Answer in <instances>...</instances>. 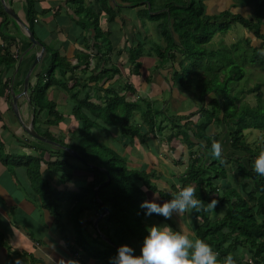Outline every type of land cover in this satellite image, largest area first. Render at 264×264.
<instances>
[{"label":"trees","instance_id":"16d2710c","mask_svg":"<svg viewBox=\"0 0 264 264\" xmlns=\"http://www.w3.org/2000/svg\"><path fill=\"white\" fill-rule=\"evenodd\" d=\"M24 1L25 25L45 49L41 56L44 67L36 74L34 85L28 80L25 93V99L33 108L32 128L60 147L44 144L26 133L24 137L46 146L51 156L54 153L51 150L58 152L55 161L47 163V169L60 172L61 180L67 182L72 178L73 167L68 160L75 157L69 151L77 154L79 158L75 159L92 176L76 194L59 192L48 181L41 179L40 156L35 152L34 157H24L27 173L42 192L43 203L55 218L57 226L62 214L61 204L65 200L75 203L71 211L73 217L93 209L100 214L102 204L107 214L101 219V225L97 226V234L91 244L95 245L98 251L95 256L103 264H264V89H261L264 82L255 84L250 90L236 87L237 91L233 93L229 87L232 84L230 80L232 77H243L241 70L233 67L222 81L220 96L216 95L208 107L204 105V98L199 97L201 104L196 111L172 119V128L189 141L190 151L195 144L190 142L189 133L198 140L201 152V157L194 158L190 152L192 158L187 172L179 181L178 187L187 193L185 201L178 198L177 190L174 198L159 193L161 198L169 199L175 206L183 203L188 206L192 235L188 236L189 246H185L179 242L180 232L171 220L146 203L143 189L157 192L148 175L128 169L125 157L96 138L98 132L109 136L105 126L118 132L117 141L123 148L130 146L134 138L145 141L150 134L160 131L158 118L163 112L157 101L136 98L128 80H119V70L111 60V49L104 46L109 34L100 29V12L87 7L85 0H70L73 4L72 15L83 20L85 25L82 28L89 31V36L80 38L84 42L85 53L76 55L71 62L58 50L47 47L37 36V1ZM254 1L250 19L233 14L229 10L232 6L219 15H210L207 11L212 0H114L112 5H109V0H97V4L106 13L109 22H113L123 9L142 7L149 20L157 23L156 30H159L166 44L165 47L157 43L152 46L159 66L163 67L166 61L174 62L177 56H183L184 61L179 63L180 71L173 73L172 81L175 85L180 83L187 90L188 81L183 76L188 71L187 60L197 63L195 76L203 70L213 76L211 66L214 59L226 67L234 64L231 61L238 58L241 60L238 63L244 66L245 62L242 61L246 60L247 55L252 53L254 58L258 52L264 51V0ZM0 16L2 31L9 24V17L2 9ZM221 18L225 20L219 22ZM232 23L241 24L248 32L252 30L258 44L252 47L250 39H247L245 44L248 49L243 50V55L229 60L223 54L227 51L225 48L209 46L214 35L226 33ZM173 34L178 36V42L174 41ZM12 43L18 44L17 40L11 39L8 45ZM29 45H32L31 42ZM143 47L139 44L128 50L134 75L139 74V59L146 52ZM236 47L228 51H236ZM11 50L10 46L0 54V65L17 62L11 57ZM146 54L152 55L151 52ZM94 57L98 62L91 69ZM86 73L88 75L83 78ZM247 82L248 79L244 80V83ZM209 84L203 89V96L216 94L211 90L214 82L209 81ZM52 88L66 94L70 108H73L71 116L79 125L71 132L68 143H64V138L59 141L37 126L43 115L47 126L57 125L63 120L55 104L48 99V92ZM248 94L254 99L253 106L245 100ZM136 112L142 113V124L139 126L132 122ZM182 120L185 123L180 125ZM245 130L258 131L263 136L262 142L249 143ZM221 137L228 144L225 152L219 147ZM214 139H217L216 144ZM227 150H230L228 155L225 154ZM221 158L225 159V163ZM107 178L109 182L105 183ZM137 182L144 187H138ZM243 185L247 186L246 196L241 189ZM152 218L166 223L172 229L171 235L165 237L150 231L145 219L149 222ZM102 235L113 245L103 240ZM205 252L212 255L205 256Z\"/></svg>","mask_w":264,"mask_h":264},{"label":"crops","instance_id":"0c3cea01","mask_svg":"<svg viewBox=\"0 0 264 264\" xmlns=\"http://www.w3.org/2000/svg\"><path fill=\"white\" fill-rule=\"evenodd\" d=\"M36 1L38 14L35 31L43 43L50 49L58 50L71 62L74 61L76 55L85 53L84 42L80 38L89 36V31L82 28L85 25L83 20L76 19L72 15L73 4L70 0ZM113 1L109 0V5H112ZM2 2L14 12L22 23L27 25L24 0H0V9L4 10ZM254 2V0H212L207 13L219 15L232 6V9L229 10L233 14L249 17ZM85 4L95 12H100V29L103 33L109 34L104 46L111 49V60L119 70V80L121 82L128 80V84L130 83L134 88L136 98L140 97L144 101H157L159 107H162V111L167 113L170 108L173 109L170 110L171 116L167 119L158 118V122H161L160 131L154 135L150 134L145 141L134 138L130 146L123 148L117 141L118 132L114 128L105 126L109 136L98 132L96 138L100 143L125 157L128 169L142 171L148 175L150 183L157 192L143 189L146 192V203L162 212L168 219L172 217L173 221L170 219L171 222L180 232L179 242L189 246L188 236L192 233L185 234L183 231L184 227H188L187 229L190 231L187 204L175 206L169 199L159 196V193H168L174 198L175 191L180 189L181 176L187 172L192 156L193 158L201 157L198 140L193 139L189 133L190 142L195 144L190 151L189 141L177 134V130L171 126L173 114H175L174 117L189 115L198 108L195 105L197 101L191 102L190 108L183 107L192 94H188L180 83L175 85L172 81L173 73L180 71L179 63L184 61V58L177 56L174 62L168 60L163 67L159 66L157 56L152 50L151 40L156 38L157 44L161 47H165L166 44L159 30H156L157 23L149 20L142 7L123 9L119 11L113 22H109L106 13L99 9L97 0H85ZM7 16L9 24L0 31V54L10 47L8 45L10 40L15 39L21 50V58L12 65H0V264H103L95 256L98 253L95 245H92L85 237L78 238L77 233L78 231L86 232V237L92 240L96 236L95 231H97L94 229L101 225V219L105 215L98 218L100 214L93 209L85 210L79 216L73 217L71 211L75 203L65 200L61 204L62 214L57 226L55 218L43 203L42 192L30 179L27 168L23 164L26 156L34 157L36 152L41 158V179L48 181L52 188L59 192L76 194L81 186L84 187L85 182L92 178L91 174L83 170L80 162L75 158H69L68 162L73 167L72 178L67 182L61 180L60 172L47 169V163L55 161V157L59 155L58 152L51 150L54 152L51 156L50 150L48 151L46 146L24 137L25 127L32 126L33 108L25 99L23 83L40 47L29 45L24 28L10 15L7 14ZM1 20L0 16V23ZM224 20L221 18L219 22ZM234 25V23L230 25L227 33L231 32ZM245 32L246 36L250 35L251 46L256 47L252 44L253 35L246 29ZM173 38L175 42H178L176 34H173ZM219 40L217 37L216 42L218 44L220 42L224 46ZM139 44L144 45L143 49L146 52H143L139 59L141 64L139 74L134 75L128 50ZM213 48L217 49L218 46H213ZM103 49L105 48L103 47ZM147 52H151L152 55H147ZM97 62V58L94 57L90 68H94ZM218 63L220 62L218 61ZM220 65L212 66L215 67L214 74L219 77L218 80L224 81L226 77H222L223 72ZM43 67L44 60L40 59L32 70L33 74L31 72L29 77L32 85L36 83V74L40 73ZM87 75L88 73L84 74L83 78ZM13 95L17 97L15 110L12 102ZM200 97L204 98V105L208 107L215 96L211 93ZM48 99L55 104V109L63 120L57 125L47 126L44 124L45 116L42 114L37 126L48 131L59 141L64 138V143H68L72 135L71 132L79 126L71 116L73 108H70L69 99L65 93L56 88L49 90ZM141 114V112H136L132 119V122L138 126L142 124ZM184 123L185 120H182L179 124ZM143 127L146 129L144 125ZM220 127L222 128V126ZM214 132L215 130L212 133L214 134ZM214 142L216 144L217 139H214ZM219 147L223 152L226 151V147L228 148L227 141L222 137ZM229 151L227 150L225 154L228 155ZM190 152H192V156L189 155ZM57 159L60 160V158ZM136 185L144 187L141 182H137ZM181 207L183 208L180 210ZM184 210L187 215L184 214ZM145 221L150 231L154 229L153 233L165 237L172 233V229L163 221H158L155 218L150 219L149 222L148 219Z\"/></svg>","mask_w":264,"mask_h":264},{"label":"rangeland","instance_id":"374dc122","mask_svg":"<svg viewBox=\"0 0 264 264\" xmlns=\"http://www.w3.org/2000/svg\"><path fill=\"white\" fill-rule=\"evenodd\" d=\"M246 18L250 19L251 17L249 16V17H246ZM234 24H235L234 27L231 29L232 33L231 32L227 33L228 31L225 33L226 35L223 34V33H220V32L216 33V35H214V37H213V39L211 41V46H209V48H212L213 46H215V47L219 46V48H221L222 45L220 44V42H219V44H218V42H216L217 41V37H219V39H220L219 41H222L224 46L227 45L226 47H224V46H222V47H223V49L225 48L224 50H227V51H224L223 54L226 55V57H228L227 59H229V60L235 59L236 56L243 55V50L244 49H248L246 47L245 41L247 40V38L248 39L250 38V35L246 36L245 29H244V27L241 24H239V23H234ZM248 33L252 34L253 31L250 30ZM253 39H254V37H253ZM151 43L153 45H155L157 43L156 38H153L151 40ZM233 43H234V45H233ZM252 44H253V46H255V45L257 46V41L254 39ZM236 45H237V47H236ZM234 46L236 47V51H228V49H231ZM250 46H251V44H250ZM221 55H222V52H221ZM251 58H253L252 57V53L247 55L246 60L242 61V63L245 62L244 66L241 63H238V62H241V60L238 59V58H236L235 60L231 61V62L234 61V64L232 63L233 65L229 64L226 67H224L223 65L221 66L220 65L221 63H218V60H216V59H214L212 61V63L214 64L215 67L217 65H220V68H222V72H223L222 73V77H227V75L229 74V72L232 70L233 67L241 70V73L243 74V77H241V78L232 77V80H230V82H229V83H232L229 87H231L233 89V93H234V91H237L236 87H238L239 89L243 87L244 89L246 88L247 90H250V88L253 87L255 84L256 85L257 84H262L264 82V51H261L260 53L258 52L256 57L253 58V61H252ZM187 61H188V65H189L188 66V71L186 73H184L183 76L185 77V81H188L187 93L188 94H192L191 95L192 97H189V101L187 100V102L184 103L183 107H185V108L189 107L190 108L191 107V102H195V101H197V102H195V105L197 107H199L200 106V101H201V98L199 99V97L202 95V93H199V92L203 91V89L206 86H208V85L210 86L209 81L214 82V84H215V86L211 89L212 91L216 92V94H214V96L215 97H216V95L220 96L219 90L222 88V81L218 80L219 77L216 74L212 76L211 73H209L207 71H204V70L203 71H199L198 76H195L196 75L195 72L198 71V70H195V67H196L197 63L194 62V60H190V59L187 60ZM201 62H202V60L199 59V63H201ZM215 67L211 66V69H215ZM192 72H194V73H192ZM224 72H226V73H224ZM246 79H248L247 84L244 83V80H246ZM209 88L210 87H208V89ZM261 89H264V87L261 88ZM182 91H184V90L182 89ZM194 91H196V93H194ZM251 96H252L251 94H248L245 100L249 101L250 105L253 106L254 99L251 98ZM193 98L195 99L194 101H193ZM170 110H173V109L170 108ZM170 110H169V113L163 111L162 114L160 115V117L161 118L164 117V119L165 118L167 119L169 116H171V114H170L171 111ZM174 116H175V114H173V118H174ZM173 118H171V119H173ZM244 134L246 135L247 141L249 143H252V145L254 144V142H256V143L257 142H262V140H263V136H261L259 134V132L255 131V130H253V131L245 130ZM44 144H46V143L44 142ZM221 159L225 163V159L224 158H221ZM244 162H246V160H244ZM241 189L243 191V195L246 196V194H247V186L243 185V188H241ZM165 195H167V197L171 196V194H168V193L165 194ZM182 208L183 207H181L179 209L181 210ZM184 214L187 215V212L185 210H184ZM170 219L173 221L172 217H170ZM187 228H185V227L183 228L184 233L185 234H191V232ZM95 230L96 229H94V231ZM153 230L154 229H151V231H153ZM86 234H87L86 232L84 233V232L78 231L77 236H78V238L85 237L87 239V241H90V243H91V240L86 237ZM94 234L96 235L97 231H95ZM182 241H185V240H182ZM204 255L205 256L206 255L211 256L212 254H209L208 252H205Z\"/></svg>","mask_w":264,"mask_h":264},{"label":"water","instance_id":"95a60500","mask_svg":"<svg viewBox=\"0 0 264 264\" xmlns=\"http://www.w3.org/2000/svg\"><path fill=\"white\" fill-rule=\"evenodd\" d=\"M1 1H3V0H1ZM1 4H2V6H3L4 11H5L8 15H10L14 20H16V21H17V22H18V23L24 28L25 33H26V35H27V38H28L29 42H31L32 46H39V47H40V51H39V53L37 54V56L35 57L34 62L32 63V65H31V67H30V69H29V72H28V74L25 76V79H24V83H23V94H25V93H26L27 83H28V80H29L30 74H31L33 68L35 67V65L37 64V62L41 59V56L43 55L45 49H44L43 46L40 45V43H39L37 40H35L33 34L29 31V29L27 28V26H26L24 23H22V22L16 17V15L14 14V12H13L12 10H10L7 6H5V5L3 4V2H2ZM16 100H17V97L13 95V97H12V102H13V104H14V110L16 109V107H15ZM25 131H26V133H27L28 135H30L32 138H34V139H36V140H38V141H40V142H42V143L45 142L46 144H49V145H52V146H56V147H57V146L60 147L57 143H55V142H53V141H50V140H47V139H45L44 137L40 136L38 133H36V132L33 130L32 126L25 127ZM69 152H70V154H71L73 157H75L76 159L79 158V157L77 156V154L74 153L73 151H69ZM105 173H106V175H107V172H105ZM108 182H109V178H107V181H106L105 183H108ZM105 183H104V184H105ZM100 205H101V207L103 208V211H102V213H100V215H99L98 218H101V217H103L104 215L107 214V209H106L102 204H100ZM96 223H97V222H96ZM96 223H94V225H96ZM101 238H102L103 240H105L106 242L110 243L111 245H113V243H112L111 241H109V239H107L105 236L102 235ZM115 247H116L117 249H119L117 246H115Z\"/></svg>","mask_w":264,"mask_h":264},{"label":"built area","instance_id":"2783aa9c","mask_svg":"<svg viewBox=\"0 0 264 264\" xmlns=\"http://www.w3.org/2000/svg\"><path fill=\"white\" fill-rule=\"evenodd\" d=\"M17 45H18V44H16V43H14V44L12 43V44L10 45L11 48H12V50H11V57H12L13 59L19 61L20 58H21V52H20V49H18L19 46H17ZM178 194H179V196H181V198H182L183 200H186V199H187V194H186V192H185L184 190L179 189V190H178Z\"/></svg>","mask_w":264,"mask_h":264},{"label":"clouds","instance_id":"9594fccd","mask_svg":"<svg viewBox=\"0 0 264 264\" xmlns=\"http://www.w3.org/2000/svg\"><path fill=\"white\" fill-rule=\"evenodd\" d=\"M179 190V189H178ZM178 190H177V194H178ZM183 190V189H182ZM186 192V191H185ZM187 194V193H186ZM178 198L180 199V200H183L182 198H181V196H179V194H178ZM185 201V200H184ZM96 230H97V227H96Z\"/></svg>","mask_w":264,"mask_h":264}]
</instances>
